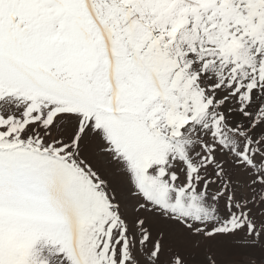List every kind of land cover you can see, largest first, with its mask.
Returning <instances> with one entry per match:
<instances>
[{
	"label": "snow or ice",
	"instance_id": "1",
	"mask_svg": "<svg viewBox=\"0 0 264 264\" xmlns=\"http://www.w3.org/2000/svg\"><path fill=\"white\" fill-rule=\"evenodd\" d=\"M0 264H264V0H0Z\"/></svg>",
	"mask_w": 264,
	"mask_h": 264
}]
</instances>
